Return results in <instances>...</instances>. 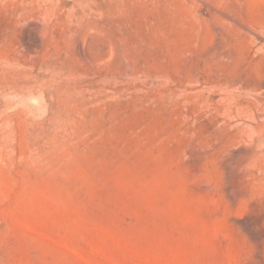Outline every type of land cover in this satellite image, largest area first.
I'll return each instance as SVG.
<instances>
[{"label": "rangeland", "instance_id": "374dc122", "mask_svg": "<svg viewBox=\"0 0 264 264\" xmlns=\"http://www.w3.org/2000/svg\"><path fill=\"white\" fill-rule=\"evenodd\" d=\"M0 264H264V0H0Z\"/></svg>", "mask_w": 264, "mask_h": 264}]
</instances>
